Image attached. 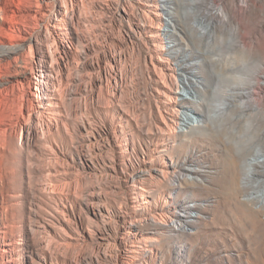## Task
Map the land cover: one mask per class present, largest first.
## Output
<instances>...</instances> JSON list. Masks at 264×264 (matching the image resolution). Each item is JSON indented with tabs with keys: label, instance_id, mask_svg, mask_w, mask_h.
I'll return each instance as SVG.
<instances>
[{
	"label": "rangeland",
	"instance_id": "374dc122",
	"mask_svg": "<svg viewBox=\"0 0 264 264\" xmlns=\"http://www.w3.org/2000/svg\"><path fill=\"white\" fill-rule=\"evenodd\" d=\"M63 1L81 34L65 45L64 60L49 23L25 16L41 0H0L4 12L20 8L10 28L0 20V264H264V165L247 178L241 162L237 179L228 145L237 117L240 129L253 106L264 107V89L239 96L237 112L224 119L187 96V114L200 126L166 127L147 34L132 42L129 26L108 12L107 4L121 0ZM233 1H215L229 15L226 25L212 26L210 44L198 28L211 0L170 5L179 16L172 29L185 43L167 40L187 49L197 73L184 77L203 88L210 82L214 93L232 83L217 88L210 60L218 70L234 55L242 63L237 93L264 87V3L252 0L236 15ZM44 35L57 72L46 85L57 97L53 115L38 113L30 99L37 88V72L30 73L35 43L46 44ZM231 36L250 39L244 48L231 47ZM24 37L35 45L23 57L6 55ZM194 44L212 54L201 58ZM230 95L211 104L229 103ZM257 149L264 160V144ZM131 229L151 239L146 259H131Z\"/></svg>",
	"mask_w": 264,
	"mask_h": 264
},
{
	"label": "bare ground",
	"instance_id": "6f19581e",
	"mask_svg": "<svg viewBox=\"0 0 264 264\" xmlns=\"http://www.w3.org/2000/svg\"><path fill=\"white\" fill-rule=\"evenodd\" d=\"M182 1L186 0H138V4L141 6L140 8H134L132 6L133 4L131 5L130 0H121L119 3L116 2V6L107 4L108 12H114V14L112 13L114 16L119 15L121 17V22L126 23L129 26L130 31L133 33V35L130 34L131 36H129V39L132 42L135 40L141 41V35L145 33L147 34V39L144 42V45L150 46L151 62L153 64L154 71L162 84L159 88L160 94L161 97L163 96L165 98V100L161 101L165 113V121L163 122L166 127L170 126V124H174L180 128L197 125L200 126L201 123V120L198 118H191L188 115L191 110L186 102L188 98L187 96H189V98H194V100L203 102L206 109L218 113V116L224 119L231 115L232 111L237 112V99L239 96L244 95L251 98L257 90L264 89L262 85H256L252 86V90H250V92L242 94L237 93V70L240 68V65L242 66V63L238 65L237 59L235 60L234 58L237 57V55H234L231 59L228 58L224 67L218 70L215 65H213V61L210 60V64L213 67L211 76L217 78V88H220L224 82L232 83L231 86H229L230 88L223 85V93H219L218 90L214 93L213 84L210 82H208L203 88L200 87L202 83L199 84V81L194 79H185L184 75L188 73L197 75L194 70L195 65L191 64V57L187 53L186 48L183 49L177 45L173 46L175 44L171 45L169 43L170 41L167 40L173 39V42L180 41V44L185 43V38H177L172 29V23L179 20V16L172 12L170 7V5L174 3H178V5H180ZM215 1L218 0H211V4L212 8L216 9V12H210L211 10L214 11L210 8L211 10L207 12L206 16H201L199 19L200 23H204V25L198 28V33L201 35V38L206 37L209 44L213 41V36L208 34H211L212 26L215 25L216 20H218V23L219 21H222L225 25L228 23V10L224 6L219 8L214 5ZM258 1L260 3H264V0ZM250 2H252V0H234L231 6V11L236 15H240L243 11L250 7ZM65 3L66 1L63 0H41L40 5L31 9V13L25 14V16L28 15L29 18H38L49 23L48 25L52 29L51 35H54L53 37H56L58 43L63 47L62 60H64V58L69 59L70 57L69 51L65 49V45L68 41L72 39H81V34L75 27L74 19L69 16L70 14H68ZM53 4L57 8L56 11L52 10ZM11 6L12 7H10L8 12H4V8L0 6V20H2L3 23H7L9 28L13 24V21H11L13 17L20 15L19 6L16 4ZM239 29L240 28H238L237 25L232 26L233 34L238 35ZM44 36L46 44L35 43L38 47V52L33 61L30 73H33L34 71L37 72L35 83L37 88L33 89L31 93L32 98L30 99L34 109L38 113L53 115L55 114V108H57V97L55 95V90L50 87L47 88L46 85L56 81L57 72L55 67L50 62V55L47 46L49 37L46 35ZM7 38L11 40L8 36ZM24 38L25 39L21 40L17 44V48L14 51L8 52L6 55L14 56V58L23 57L27 52V49L35 45L30 38ZM249 39L250 36H231V41L228 45L231 47L239 46L244 48ZM186 45L189 46L188 43ZM197 46L199 47L198 44H194V49L192 50H195L201 58L212 54V50L209 48L206 51H203ZM95 48L98 49L97 44L95 45ZM41 87L43 88V91L42 93H38L40 91L39 88ZM195 88L201 91H195ZM200 92L203 93L201 94ZM207 92H210L211 97L206 95ZM229 93H231V95ZM228 95H230L229 103L224 105L211 104L212 102H215L220 98L227 97ZM46 100H51L52 102L49 107L46 104ZM250 110L253 111L254 114L250 115L246 119L243 118L244 121L242 126H240V129H237V126L241 119H238L237 117V121L234 124L235 131H233L228 138L229 148L234 152L229 162L234 176L235 171H237V179L241 177V173L240 175L238 174L241 162L245 163V165L249 167L245 173H242V177L245 176L247 178L254 177L255 174H257L258 169L264 165V160H261L262 156L255 154V150L258 148V151L264 144V140H262V137H264L263 104L261 105V103H257ZM181 112H183V114H181ZM239 118H241V116H239ZM253 144H256V146H253ZM239 154H241V156ZM146 193L151 194V191L147 190ZM246 194L248 196H252L250 189H246ZM252 201H254V199L249 200V202ZM238 221L239 219H237V222ZM129 236L135 240L132 245V249L129 250V253L132 255V257L130 256L131 259H146L145 252H152V250H147V246H151V239L147 238L145 240H141L140 232L132 229L130 230Z\"/></svg>",
	"mask_w": 264,
	"mask_h": 264
}]
</instances>
